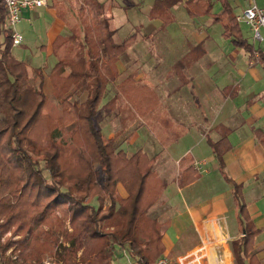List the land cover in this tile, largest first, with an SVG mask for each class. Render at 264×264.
Masks as SVG:
<instances>
[{
  "label": "crops",
  "instance_id": "0c3cea01",
  "mask_svg": "<svg viewBox=\"0 0 264 264\" xmlns=\"http://www.w3.org/2000/svg\"><path fill=\"white\" fill-rule=\"evenodd\" d=\"M96 1L104 4L115 44L133 34L135 40L115 62V79L105 87L95 120L117 151L127 157L140 151L152 159L154 173L167 178L148 211L166 224L162 255L175 257L176 264L187 256L188 264H236L233 243L256 233L248 254L264 264V42H253L249 27L236 19L252 3L264 7V0H225L230 13L219 23L212 17L223 10L220 0H194L188 7L189 0ZM84 2L49 0L21 13L17 31L21 34L22 25L39 36L30 50L36 61L24 62L29 71L43 70L46 96L52 94L47 75L56 63L52 43L57 36L82 33V7L90 19ZM1 6L5 10L3 0ZM75 9L78 25L70 27ZM231 20L247 49L223 36ZM16 47L12 53L23 61ZM85 97L81 93L78 99ZM223 137L221 169L211 146ZM181 177L195 180L180 187ZM233 184L242 188L243 213ZM117 192L127 196L121 185ZM169 208L174 214L161 217Z\"/></svg>",
  "mask_w": 264,
  "mask_h": 264
},
{
  "label": "trees",
  "instance_id": "16d2710c",
  "mask_svg": "<svg viewBox=\"0 0 264 264\" xmlns=\"http://www.w3.org/2000/svg\"><path fill=\"white\" fill-rule=\"evenodd\" d=\"M220 1L223 10L212 17L213 23L230 13L226 1ZM85 2L90 19L82 7V33L57 36L52 43L56 63L47 78L60 108L59 117L52 118L45 112L43 70L29 71L14 57L0 0V264L39 263L47 246L56 264H112L117 247L136 264H154L164 252L166 224L150 218L148 211L167 181L154 173L152 159L140 151L131 157L117 151L115 140L105 138L95 124L105 87L115 79L111 70L135 35L116 45L104 4ZM223 36L234 46L248 47L234 20L225 25ZM81 93H86L83 102L74 98ZM61 127H72L74 147L56 140ZM211 147L223 169L226 138ZM193 180L181 177L178 184L183 187ZM118 185L125 198L118 195ZM241 191L233 184V198L243 213ZM97 199L95 208L91 202ZM7 232L18 239L5 237L1 242ZM255 234L233 243L236 264H258L248 254ZM9 249L17 253L16 261L6 254Z\"/></svg>",
  "mask_w": 264,
  "mask_h": 264
},
{
  "label": "rangeland",
  "instance_id": "374dc122",
  "mask_svg": "<svg viewBox=\"0 0 264 264\" xmlns=\"http://www.w3.org/2000/svg\"><path fill=\"white\" fill-rule=\"evenodd\" d=\"M77 1L78 0H76V3H77ZM83 1L84 0H81V2H83ZM77 6H79V5L76 4V7ZM77 10L78 9H75V11H72L73 15H71V18L68 19L70 27L72 25L74 26V24L78 25L77 24L78 23V21H77ZM18 28H19V31L21 32V35L22 34L24 35V40H23V44L22 45L25 44L27 46V48L22 47V46L16 47L14 49L16 57H18V56L20 57V54H21L23 61H26V63H28L29 61L30 62L31 61L32 62L36 61L35 59H33L32 55L30 54V50H32L34 48V46L36 45V43L39 41L38 40L39 36H36L35 33L31 32V31H28L27 28H22V25L18 26ZM123 34L124 33H120V34H118V36L116 35L115 38L117 39V37H118V39H119V37L121 35H123ZM25 55H27V58H25ZM24 59H26V60H24ZM29 59H31V60H29ZM34 80L36 81L37 79H34ZM47 95L48 96H47V104H46V107H45V112H47L52 118H58L59 115H60V108H59V105H58V101L54 98V96L52 94L47 93ZM78 96L79 95H77V96L75 95L74 98H77ZM78 101L80 102L79 99H78ZM95 124H96L98 129L100 128V125L102 126V124L99 123L98 120L97 121L95 120ZM71 131H72V127H67V128L61 127V128H59L58 131L55 133L56 140L58 142L62 143L67 148L74 147L75 145L73 144V142L70 139ZM165 181H167V178H165ZM165 196H168V194L165 193L164 197ZM180 201H181V199L179 198L178 202H180ZM97 203H98V199L97 200H93L91 202V206L96 208ZM174 211H175L174 208H171V209L169 208V209H166V210H162V214H160V216L163 217V218H169V217H171L174 214ZM148 215H149L150 218L152 217L151 213L148 214ZM65 227L69 229V221L68 220L65 221ZM5 237L6 238H11V240H17L19 236L18 235H12L11 232H7L5 234V236L2 237L1 242L5 240ZM126 252H127L126 250H122V249H120L118 247L115 248V252H114V262H115V264H134L133 260H131L128 257V254ZM6 254L9 255V256H12L11 259L16 261V254L17 253H13L12 249H9ZM161 256L168 258L174 264H176V262H177V260H175L176 259L175 257L171 258V256H166V255H161ZM161 256H159L158 258H160ZM48 257H52L53 258V249L50 246H47L46 252L42 255L41 261L39 263H33V262L24 263V262H22L20 260L19 262H15V264H44V263L48 262L47 259H46Z\"/></svg>",
  "mask_w": 264,
  "mask_h": 264
},
{
  "label": "built area",
  "instance_id": "2783aa9c",
  "mask_svg": "<svg viewBox=\"0 0 264 264\" xmlns=\"http://www.w3.org/2000/svg\"><path fill=\"white\" fill-rule=\"evenodd\" d=\"M49 0H3L4 8L7 15V25L11 30V41L13 47L19 46L22 41V35L16 27L21 21V13L24 10H33L45 7ZM239 22L245 23L251 32L253 42H264V7H258L251 4L243 10L240 16L236 18ZM256 57V54H255ZM48 262L44 264H56L55 258H46ZM197 259V258H196ZM136 264V263H134ZM154 264H174L166 257L158 258ZM178 264H188V256L184 257Z\"/></svg>",
  "mask_w": 264,
  "mask_h": 264
}]
</instances>
